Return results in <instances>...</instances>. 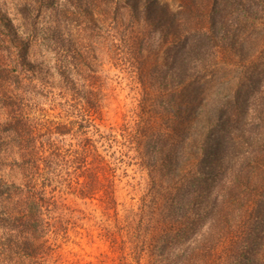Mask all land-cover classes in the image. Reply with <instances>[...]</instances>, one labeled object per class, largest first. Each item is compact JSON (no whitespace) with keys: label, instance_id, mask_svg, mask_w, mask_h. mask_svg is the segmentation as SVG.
Returning <instances> with one entry per match:
<instances>
[{"label":"trees","instance_id":"obj_1","mask_svg":"<svg viewBox=\"0 0 264 264\" xmlns=\"http://www.w3.org/2000/svg\"><path fill=\"white\" fill-rule=\"evenodd\" d=\"M121 1L25 0L18 24L0 11V110H6L0 120V264H79L71 262L76 253L66 251L64 242L71 231L79 233L84 221L92 222L108 247L86 264H264V138L250 141L251 151L235 156L246 141L224 131L229 138L200 134L199 88L191 89L185 108L195 136L189 176L160 202L131 205L123 215L112 155L81 121L74 143L65 138L75 135L71 122L35 110L34 96L44 94L50 68L30 60L32 47L42 42L56 56L55 68L67 84L76 88L85 80L96 85L104 64L100 52L117 42ZM44 11L53 20L38 26ZM67 15L85 31L83 43L60 24L58 16ZM228 34L224 41H230ZM171 103L170 98L172 108ZM171 137L159 134L148 142L153 147L148 160L162 167L160 182L169 181L166 176L179 156L180 146ZM230 168L234 172L226 174ZM80 200L88 208H81ZM86 237L92 241L96 236L88 232Z\"/></svg>","mask_w":264,"mask_h":264},{"label":"rangeland","instance_id":"obj_2","mask_svg":"<svg viewBox=\"0 0 264 264\" xmlns=\"http://www.w3.org/2000/svg\"><path fill=\"white\" fill-rule=\"evenodd\" d=\"M24 1L0 0V11L18 24L16 19L22 16L19 6ZM129 1L130 6L137 5L139 14L136 16L125 0L119 4L114 32L117 42L100 52L104 64L96 85L85 80L76 88L67 84L55 68L56 56L42 42L32 47L30 59L50 68L44 75V94L33 93L35 110L71 122L75 135L65 138L74 143L77 122L81 121L117 163L116 194L122 215L131 205L160 202L167 190L189 176L194 152L190 142L195 136L185 108L192 88H199L202 97L196 114L200 134L229 138L226 133H230L232 138L246 141L244 150L240 145L235 156L250 152V141L264 138V0ZM67 16H58L60 24L73 33L76 42L83 43L81 32L85 31L73 15ZM52 20L44 11L37 25L47 26ZM196 29L197 35L192 36ZM226 31L231 42L223 39ZM74 76L79 75L75 72ZM2 90L0 87V94ZM170 98L173 109L168 106ZM3 112L4 108L0 120L5 118ZM96 128L106 138H100ZM159 134L172 135L170 139L180 146L174 170L166 176L169 181L163 182L160 161L148 160L153 148L148 142ZM151 174L156 175L155 180ZM79 206L88 208L83 200ZM92 225L84 221L79 233L71 231L70 239L64 242L66 251L76 253L71 262H95L108 250ZM88 232L96 236L92 241L86 237Z\"/></svg>","mask_w":264,"mask_h":264}]
</instances>
